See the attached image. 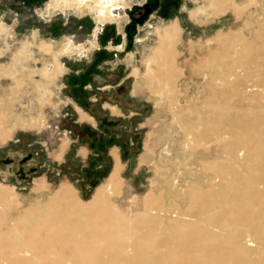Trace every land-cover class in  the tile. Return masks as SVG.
Segmentation results:
<instances>
[{
    "label": "rangeland",
    "instance_id": "obj_1",
    "mask_svg": "<svg viewBox=\"0 0 264 264\" xmlns=\"http://www.w3.org/2000/svg\"><path fill=\"white\" fill-rule=\"evenodd\" d=\"M209 1L122 0L123 9L116 7L118 16L98 19L93 4L78 5L77 0H0V188L11 195L16 210L43 204L62 185L71 187L78 201L86 202L106 182L108 176L95 189L87 186L95 178L94 167H88L90 160L104 164L97 176L107 168L106 156L96 155L105 149L96 146L106 147L107 142L103 138L100 143L92 137L94 131L75 123L69 106H64L68 91L63 87L66 76L73 73L72 66L85 71L101 50L106 51L101 69L87 77L111 85L104 95L124 115L116 138L121 163L117 183L107 195L109 203L129 216L143 211L146 201L154 211L148 195L163 188L165 205L172 198L181 204V197L174 194L176 184H184V179L201 171L180 165L194 156H182L185 149L172 144L182 134L166 99L148 88L153 81H146L145 75L148 67L155 69L158 63L151 58L159 36L175 25L174 85L170 87L179 91L178 103L184 105L183 99L201 96L202 57L208 47L224 42L230 33L250 41L264 23V0H230L231 6L218 12L208 7ZM233 47L240 50V44ZM123 77L124 83L113 89L112 83ZM110 109L118 112L113 106ZM137 110L139 116L128 118V111ZM139 118L141 128L133 131ZM78 135L88 136V142L92 139V148L86 171L73 179L78 171L73 157L78 143L74 136ZM129 136L133 144L128 146ZM68 142L63 170L64 164L57 165L52 158ZM168 177L177 183L165 182Z\"/></svg>",
    "mask_w": 264,
    "mask_h": 264
},
{
    "label": "bare ground",
    "instance_id": "obj_2",
    "mask_svg": "<svg viewBox=\"0 0 264 264\" xmlns=\"http://www.w3.org/2000/svg\"><path fill=\"white\" fill-rule=\"evenodd\" d=\"M77 2L93 4L98 19L118 16L122 5ZM229 6L230 0L208 5L217 12ZM176 30L171 24L159 36L151 58L158 63L145 78L166 99L182 134L172 144L194 156L180 165L201 171L176 184L181 204L171 197L165 205L159 188L147 197L154 211L147 201L130 216L112 206L107 195L118 179L116 155L106 182L86 202L62 185L43 204L16 210L0 188V264H264V23L250 41L230 33L208 47L201 96L184 105L171 74ZM169 177L165 182L177 183Z\"/></svg>",
    "mask_w": 264,
    "mask_h": 264
},
{
    "label": "crops",
    "instance_id": "obj_3",
    "mask_svg": "<svg viewBox=\"0 0 264 264\" xmlns=\"http://www.w3.org/2000/svg\"><path fill=\"white\" fill-rule=\"evenodd\" d=\"M104 54H106L105 50L97 52L93 56L92 62L87 65L86 68L84 67L85 71H83V67L82 69H80L76 68V65L72 66L73 73L66 76V82L63 86L68 91V97L66 98L64 106H69L70 111L74 114L75 123L78 126H82L85 128L87 127L90 132L94 131L92 137L98 138V141H100V143L103 138L104 143L105 140L107 142L106 147L105 144H103L102 146H96L97 149H100L101 147L105 148L103 149V152L99 151L96 155H105L108 163L107 168L102 173V176H97V174H99V172L103 170L104 164L100 160L96 163L93 160H90L88 165L87 159L90 154V148H92V139L88 142L86 140V137L88 138V136H74L76 138L74 143L76 144V141H78L77 146L75 147V151L73 152V157L77 159L78 171L76 173L77 175H75L73 179H78L80 177L78 174L84 173L86 171L87 163L89 168H91V166L94 167L93 174L95 178L92 179L91 177L89 182H87V186L92 189H95L96 186H98L99 183L104 178L109 176V174L112 172L116 164L115 155L117 157L118 163H121L120 158L122 154L121 145L119 143L117 144L118 140L116 138L120 136L122 127L121 121L124 119V115H122V110L117 105H111L109 103L106 98L107 93L104 95L105 90H107V88H110L111 85L108 83H100L93 78H90V76L87 77V75L91 72H96V69H101L99 65L102 62V56H104ZM124 80L125 77L121 78L115 83H112V85L115 86L113 87V89L116 87H120L124 83ZM103 96H105V98ZM110 106H113L118 112H113L110 109ZM127 115L128 118L139 116V111H128ZM139 122L140 118L135 122L133 131H137L141 128ZM89 135H91V133ZM126 140L128 146L133 144L132 141H130V136L127 137ZM85 143H87L88 145H86ZM68 149L69 142L65 144L59 154L53 156L52 158V160L55 161L57 165L64 164V166L62 167L63 170L66 166V154L68 152Z\"/></svg>",
    "mask_w": 264,
    "mask_h": 264
},
{
    "label": "flooded vegetation",
    "instance_id": "obj_4",
    "mask_svg": "<svg viewBox=\"0 0 264 264\" xmlns=\"http://www.w3.org/2000/svg\"><path fill=\"white\" fill-rule=\"evenodd\" d=\"M118 8L123 9L122 6H118Z\"/></svg>",
    "mask_w": 264,
    "mask_h": 264
}]
</instances>
